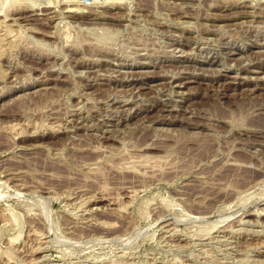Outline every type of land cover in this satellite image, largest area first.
<instances>
[{
	"label": "rangeland",
	"instance_id": "374dc122",
	"mask_svg": "<svg viewBox=\"0 0 264 264\" xmlns=\"http://www.w3.org/2000/svg\"><path fill=\"white\" fill-rule=\"evenodd\" d=\"M0 264H264V0H0Z\"/></svg>",
	"mask_w": 264,
	"mask_h": 264
},
{
	"label": "bare ground",
	"instance_id": "6f19581e",
	"mask_svg": "<svg viewBox=\"0 0 264 264\" xmlns=\"http://www.w3.org/2000/svg\"><path fill=\"white\" fill-rule=\"evenodd\" d=\"M254 214V213H253Z\"/></svg>",
	"mask_w": 264,
	"mask_h": 264
}]
</instances>
